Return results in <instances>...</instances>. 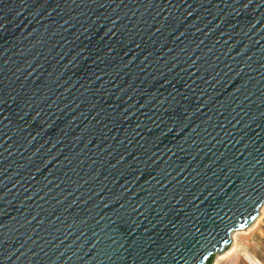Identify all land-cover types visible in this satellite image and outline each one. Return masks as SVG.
<instances>
[{"label":"water","instance_id":"95a60500","mask_svg":"<svg viewBox=\"0 0 264 264\" xmlns=\"http://www.w3.org/2000/svg\"><path fill=\"white\" fill-rule=\"evenodd\" d=\"M264 206V0H0V264H210Z\"/></svg>","mask_w":264,"mask_h":264},{"label":"rangeland","instance_id":"374dc122","mask_svg":"<svg viewBox=\"0 0 264 264\" xmlns=\"http://www.w3.org/2000/svg\"><path fill=\"white\" fill-rule=\"evenodd\" d=\"M261 210L264 211V206ZM258 221L256 226L251 225L248 229L232 233L230 247L212 259L210 264H248L244 257L246 254L251 255L253 263L260 261L264 264V214Z\"/></svg>","mask_w":264,"mask_h":264},{"label":"crops","instance_id":"0c3cea01","mask_svg":"<svg viewBox=\"0 0 264 264\" xmlns=\"http://www.w3.org/2000/svg\"><path fill=\"white\" fill-rule=\"evenodd\" d=\"M262 214H264V211H262V210H260V214L258 215V217H257V219L255 220V222L252 224V226H256V225H258L259 223V221H258V219L261 217V215ZM257 221V222H256Z\"/></svg>","mask_w":264,"mask_h":264},{"label":"bare ground","instance_id":"6f19581e","mask_svg":"<svg viewBox=\"0 0 264 264\" xmlns=\"http://www.w3.org/2000/svg\"><path fill=\"white\" fill-rule=\"evenodd\" d=\"M244 257L248 260L249 263L252 262V257L249 254L244 255ZM253 263V262H252Z\"/></svg>","mask_w":264,"mask_h":264},{"label":"built area","instance_id":"2783aa9c","mask_svg":"<svg viewBox=\"0 0 264 264\" xmlns=\"http://www.w3.org/2000/svg\"><path fill=\"white\" fill-rule=\"evenodd\" d=\"M247 261V260H246ZM248 264H261L260 261L259 262H256V263H249Z\"/></svg>","mask_w":264,"mask_h":264}]
</instances>
